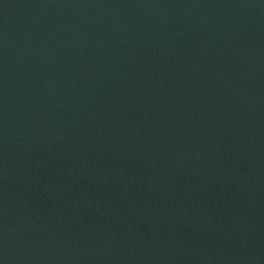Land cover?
Masks as SVG:
<instances>
[{"label": "water", "instance_id": "95a60500", "mask_svg": "<svg viewBox=\"0 0 264 264\" xmlns=\"http://www.w3.org/2000/svg\"><path fill=\"white\" fill-rule=\"evenodd\" d=\"M0 264H264V0H0Z\"/></svg>", "mask_w": 264, "mask_h": 264}]
</instances>
